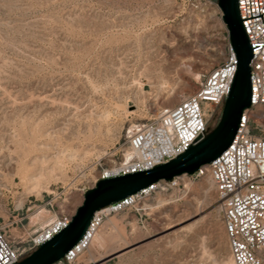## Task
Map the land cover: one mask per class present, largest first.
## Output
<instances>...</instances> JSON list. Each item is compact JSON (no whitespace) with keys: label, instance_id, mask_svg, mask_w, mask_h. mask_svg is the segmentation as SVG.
Instances as JSON below:
<instances>
[{"label":"rangeland","instance_id":"rangeland-1","mask_svg":"<svg viewBox=\"0 0 264 264\" xmlns=\"http://www.w3.org/2000/svg\"><path fill=\"white\" fill-rule=\"evenodd\" d=\"M210 1L0 0V229L22 259L127 158L131 128L194 93L227 58ZM253 116L264 134V108ZM182 184L107 215L106 246L92 243L75 264H232L207 175Z\"/></svg>","mask_w":264,"mask_h":264},{"label":"built area","instance_id":"built-area-1","mask_svg":"<svg viewBox=\"0 0 264 264\" xmlns=\"http://www.w3.org/2000/svg\"><path fill=\"white\" fill-rule=\"evenodd\" d=\"M211 4L210 0H204ZM238 14L252 49L250 61L251 106L242 114L237 136L218 159L191 176L158 182L117 204L94 214L81 241L55 264H75L91 247L93 237L109 214L135 209L156 194L170 190L183 191L184 178L197 180L205 174L219 202V216L232 264H264V134L253 132V111L264 108V0H237ZM236 61L230 49L227 58L208 74L199 88L180 102L158 115L150 123L140 124L127 134V153L118 166L103 170L94 184L151 170L185 152L207 133L208 113L223 105ZM257 126L256 124L254 125ZM254 127V128H255ZM85 192H83V195ZM72 215L56 218L32 241V253L54 234L69 225ZM0 229V264L22 260Z\"/></svg>","mask_w":264,"mask_h":264},{"label":"water","instance_id":"water-1","mask_svg":"<svg viewBox=\"0 0 264 264\" xmlns=\"http://www.w3.org/2000/svg\"><path fill=\"white\" fill-rule=\"evenodd\" d=\"M217 7L228 32L229 46L236 61V71L222 106L220 121L203 139L190 145L184 153L151 170L97 181L85 191L81 206L69 225L54 234L36 250L14 264H55L81 241L95 213L136 195L158 182L191 176L209 165L231 145L237 136L242 114L251 106L250 61L252 49L238 14L237 0H217Z\"/></svg>","mask_w":264,"mask_h":264},{"label":"bare ground","instance_id":"bare-ground-1","mask_svg":"<svg viewBox=\"0 0 264 264\" xmlns=\"http://www.w3.org/2000/svg\"><path fill=\"white\" fill-rule=\"evenodd\" d=\"M134 128H131L130 131H132ZM130 156V153H127V158ZM55 221V220H53ZM101 229V228H100ZM169 229V228H168ZM100 232V230H98V232L94 235V237L92 238L93 241L92 243L99 249V250H103L104 247L106 246V242L105 240L102 241V238L100 237V235L98 234Z\"/></svg>","mask_w":264,"mask_h":264}]
</instances>
